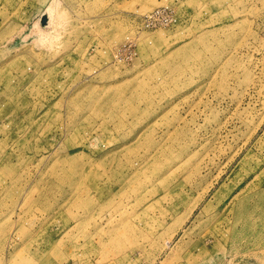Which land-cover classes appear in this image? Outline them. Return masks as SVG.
<instances>
[{
    "label": "rangeland",
    "instance_id": "rangeland-1",
    "mask_svg": "<svg viewBox=\"0 0 264 264\" xmlns=\"http://www.w3.org/2000/svg\"><path fill=\"white\" fill-rule=\"evenodd\" d=\"M0 264H264V0H0Z\"/></svg>",
    "mask_w": 264,
    "mask_h": 264
},
{
    "label": "bare ground",
    "instance_id": "bare-ground-1",
    "mask_svg": "<svg viewBox=\"0 0 264 264\" xmlns=\"http://www.w3.org/2000/svg\"><path fill=\"white\" fill-rule=\"evenodd\" d=\"M150 16H152V15H149V16L147 15V17H150Z\"/></svg>",
    "mask_w": 264,
    "mask_h": 264
},
{
    "label": "built area",
    "instance_id": "built-area-1",
    "mask_svg": "<svg viewBox=\"0 0 264 264\" xmlns=\"http://www.w3.org/2000/svg\"><path fill=\"white\" fill-rule=\"evenodd\" d=\"M153 19H151V21H152Z\"/></svg>",
    "mask_w": 264,
    "mask_h": 264
}]
</instances>
